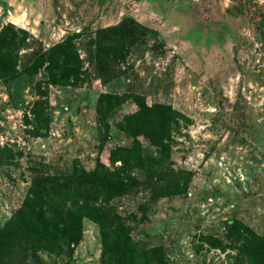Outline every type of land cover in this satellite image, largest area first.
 Returning <instances> with one entry per match:
<instances>
[{"label":"rangeland","instance_id":"374dc122","mask_svg":"<svg viewBox=\"0 0 264 264\" xmlns=\"http://www.w3.org/2000/svg\"><path fill=\"white\" fill-rule=\"evenodd\" d=\"M121 22L137 31L111 34L113 44L124 36L123 51H100L101 67L88 37L76 39V86L38 82L43 69L0 79V227L35 173L91 171L97 162L109 169L110 150L131 144L118 123L137 109L138 94L182 117L170 124L165 152L136 137L158 160L155 187L108 200L137 249L160 246L167 264H254L237 255L225 224L233 218L264 240V0H0V28H23L44 46ZM106 66L117 75L103 82ZM102 92L116 96L109 111ZM172 178L186 180L184 192L153 198ZM210 238L231 246L212 247ZM100 252L98 225L83 217L76 242L36 254L38 264H100Z\"/></svg>","mask_w":264,"mask_h":264},{"label":"trees","instance_id":"16d2710c","mask_svg":"<svg viewBox=\"0 0 264 264\" xmlns=\"http://www.w3.org/2000/svg\"><path fill=\"white\" fill-rule=\"evenodd\" d=\"M124 22L100 28L94 33H84V29L69 32L62 40L49 46H44L27 30L7 23L0 28V79L6 81L22 74L30 76L43 69L47 76L38 82L76 86L82 81L76 39L82 35L88 37V45L95 46L98 67H101L104 55L100 51L105 49L106 52L120 54L123 51V35L137 31L132 27L128 29ZM119 31L123 35L113 44L111 34ZM110 69L107 66L103 69V82L117 75ZM35 88L39 89V83L35 84ZM131 98L137 109L124 115L118 123V127L132 137L131 144L118 145L110 150L109 169L97 162L91 171L77 168L65 175L35 173L31 177L20 206L0 227V264H38V250L58 253L62 242L68 246L79 239L83 217L98 225L100 264H167L160 246L137 249L129 234L130 227L108 200L136 192L140 184L155 187L157 182L152 180V171L158 160L141 153L140 141L136 137L143 136L159 151L165 152L170 124L182 114L169 104H146L143 96L138 94H131ZM115 99L116 96L108 92L98 96L99 102L106 103V111L117 105ZM115 161L119 162L117 166L113 165ZM133 168L142 170L145 178H135L130 173ZM155 173L161 175L160 171ZM186 174L190 175L188 172ZM185 187V179L172 178L163 186L158 185L153 198L182 193ZM225 228L226 237L237 247V255L247 257L254 264H264L262 238L233 218L226 221ZM210 239L209 245L212 247L223 250L231 246L222 244L218 238Z\"/></svg>","mask_w":264,"mask_h":264},{"label":"bare ground","instance_id":"6f19581e","mask_svg":"<svg viewBox=\"0 0 264 264\" xmlns=\"http://www.w3.org/2000/svg\"><path fill=\"white\" fill-rule=\"evenodd\" d=\"M21 19H22V18H20V17H19V18H18V17H15V18H14V21L19 22V21H21Z\"/></svg>","mask_w":264,"mask_h":264}]
</instances>
